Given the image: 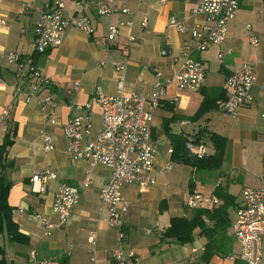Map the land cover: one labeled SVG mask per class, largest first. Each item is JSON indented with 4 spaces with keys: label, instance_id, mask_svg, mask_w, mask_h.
<instances>
[{
    "label": "crops",
    "instance_id": "1",
    "mask_svg": "<svg viewBox=\"0 0 264 264\" xmlns=\"http://www.w3.org/2000/svg\"><path fill=\"white\" fill-rule=\"evenodd\" d=\"M125 1L131 16H121L119 13L97 16L90 12L93 29L91 35L69 27L60 46L45 54H37L33 53L32 47L34 25L39 13L48 6L47 0H0V19L5 21V24H0V114L7 105L12 104L8 118L0 125V146L8 129L16 128L14 141L6 148L3 167L0 165V176L11 184L8 204L12 207V219L18 225L19 232L28 237V243L22 245L8 241L6 235L0 234V246L5 250L7 264H37L30 258L32 251L36 252L38 260L46 259V264H86L91 254V234H95L96 264H118L113 253L118 246L119 228L125 232V248L137 254L138 264H232L233 260H237V256L220 258L215 254L205 262L202 258L206 242L204 237L198 236L204 240L200 248H190L189 244H173L161 238L162 232L169 226L170 218L188 217L194 211L185 205L188 193L197 191L216 196V188L227 191V181L225 186L221 182L224 175L221 169L195 171L189 166L172 162L171 153L168 152L172 147L164 128L167 125L172 133L196 134L200 127H206L209 131L225 136L228 142L222 168L229 149L235 148L234 151L240 152L237 149L243 138L253 145V155L264 153V89L260 88L264 73L262 0L253 9V12H257L254 17L251 10H241L243 3L238 0V12L228 24L226 40L203 53H193V57L206 66L205 80L208 74L207 64L214 59L219 62L214 82L207 84L205 81L202 87L208 91L222 88L224 78L239 70L242 64L254 63L256 84L252 90L253 102L243 107L234 120L220 119L221 123L214 125V118L217 117L214 114L220 112L225 119L229 114L219 109L193 120L203 100L200 90L177 92L174 87H168L166 97L169 99L178 95V100L175 104L166 101L154 110L149 127L150 141L156 151L157 183L146 189L124 185L122 197L129 207L119 225L110 227L106 221L108 211L101 207L99 194L107 184L111 172L101 165L90 170L86 161L72 159L66 152L62 126L70 117L83 115L84 111L76 107L86 105L90 107L94 127L100 126L101 109L94 99L97 87L108 95L115 94L122 78L125 93L134 92L144 96L152 90L157 71L163 77H169V59L160 55L164 39L170 41L171 51L174 53L185 42L191 41L188 33L180 34L175 28L168 26L169 20L174 18L191 26V12L200 0ZM116 3L119 4V1L116 0ZM24 5L26 8L22 11ZM64 6V14L71 15L74 0H64ZM144 17L148 24L142 28L141 20ZM122 20H132V26L121 27L118 40L107 47L104 39L107 26L119 25ZM248 25L258 37V46H252L248 42ZM130 35L135 41L128 43ZM8 52H16L22 59L33 61L32 64L39 73L49 81V85L41 90L40 96L53 97L56 107L52 116L56 125H50L43 118L34 99L26 102L23 94L15 93L16 65L4 57ZM115 61L126 64L124 73L115 71L112 65ZM42 129H47L52 137L53 150L50 152L44 150L39 137ZM208 142L205 141V147ZM212 152L213 148L207 154ZM229 163L234 167H243V161L237 156L231 157ZM167 166L168 169L164 170ZM44 171L53 173L55 179L49 180L45 191L39 193L38 184L33 183L31 177ZM87 171L91 172V184L80 189L79 201L72 208L66 224L47 231L42 220L53 225L57 223L52 205L59 184L67 183L77 187ZM211 172L220 173L213 176ZM263 175L264 172L260 173L243 188L258 187ZM218 200L217 206L201 209L217 208L222 204L219 198ZM240 201L241 191L240 199L235 200L236 205ZM237 208H230L229 212L234 210L235 214ZM155 225L158 226L154 227ZM146 229L151 232L147 233ZM230 231L234 237L232 230Z\"/></svg>",
    "mask_w": 264,
    "mask_h": 264
},
{
    "label": "built area",
    "instance_id": "2",
    "mask_svg": "<svg viewBox=\"0 0 264 264\" xmlns=\"http://www.w3.org/2000/svg\"><path fill=\"white\" fill-rule=\"evenodd\" d=\"M118 1L119 4L116 0H74V11L66 16L64 0H47L48 6L39 13L35 21L33 53L45 54L60 46L69 27L91 35L93 29L90 23V12L97 16H112L118 13L121 16H131L126 1ZM166 1L161 0V2ZM25 8V5L22 6V11ZM238 8V0H200L191 12V26L188 27L171 18L168 26L175 28L180 34L188 33L191 41L185 42L174 53L171 51L170 41L164 39L160 55L169 59L171 71L169 77H163V74L157 71L152 90L144 96L134 92L125 93L122 78L115 94L108 95L97 87L94 99L101 109L100 126L94 127L89 105L77 106L76 108L83 110L84 114L70 117L63 124L67 154L72 159L86 161L90 170L101 165L111 172L107 184L99 194L101 207L108 211L106 221L110 227L118 226L128 210L129 204L122 197L124 185H135L140 189H146L157 183L156 151L149 137L153 111L166 101L170 104L177 102L178 95L169 99L166 97L168 87H174L177 92L198 91L203 87L207 69L201 60L193 57V53H203L210 47L222 44L227 37L228 24L235 18ZM261 9L264 14V0L261 1ZM0 24H5V21L0 19ZM147 24V18H142V28H145ZM125 26L130 28L132 20H122L119 25L107 26L104 35L107 47L115 44L120 37V28ZM247 28L249 44L258 46V37L251 31L249 25ZM127 41L134 42L135 38L130 35ZM4 57L16 65L15 93L23 94L26 102L34 99L43 118L50 125H56L57 122L52 116V111L56 107L53 97L40 96L43 87L49 85L46 77L39 73L28 58L22 59L16 52H8ZM262 64L264 68V53ZM112 65L117 73H124L126 69L124 62L115 61ZM255 84L256 65L242 64L239 70L224 78L222 89L226 92L227 98L218 102L219 109L233 117L237 116L243 107L253 102L252 90ZM260 88L264 89V73ZM11 108L12 104L7 105L0 114V125L8 118ZM262 117L264 120V115ZM39 137L44 150L52 151V137L47 129H42ZM186 148L197 158L206 155V147L203 144L188 141ZM165 169H168V166L164 167ZM90 173V171L86 172L83 181L77 187L67 183L59 184L52 205V210L57 216V223L53 225L42 220L47 231L66 224L72 208L79 201L80 189L87 188L91 184ZM52 179H55V175L49 171L35 173L31 177V181L38 184L39 193L45 191L46 183ZM184 202L191 210L215 207L219 204L218 198L213 194L204 195L197 191L188 193ZM156 226L158 225L154 227ZM231 230L239 245L237 259L245 264H264V175L258 187H244L241 190V201ZM146 232L149 233L151 230L146 229ZM124 238L125 232L119 228L118 246L113 253L114 259L118 264H138L137 254L125 248ZM89 243L91 254L86 264H96L95 234L90 235ZM30 258L37 264L47 263L46 259L38 260L35 251L30 252Z\"/></svg>",
    "mask_w": 264,
    "mask_h": 264
},
{
    "label": "trees",
    "instance_id": "3",
    "mask_svg": "<svg viewBox=\"0 0 264 264\" xmlns=\"http://www.w3.org/2000/svg\"><path fill=\"white\" fill-rule=\"evenodd\" d=\"M35 56L33 57L35 58ZM200 92L203 100L195 112L193 120L200 119L210 111L219 110L218 102L227 98L226 92L222 88L210 91L201 88ZM171 108L169 107V109ZM164 130L172 147V162L203 172L216 171L222 167L228 142L225 136L209 131L206 127H200L196 134L172 133L167 125ZM15 136V127L8 129L4 136L0 146V165L2 167L6 148L12 145ZM206 140L211 143L213 152L202 158L195 157L186 148L188 141L204 145ZM10 187L11 184L0 176V234L6 235L8 241L12 243L25 245L28 243V237L19 232L18 225L12 219V207L8 204ZM214 194L221 200L220 206L210 210L194 209L188 217L174 216L170 218L169 226L162 232L161 238L177 245L190 244L194 241L195 232V235L197 233V236L206 239L202 255L205 262H208L215 254L222 253L220 250L226 247L227 231L232 225L229 209L238 207V204L236 205L235 197L222 188H216ZM0 264H7L5 250L1 246Z\"/></svg>",
    "mask_w": 264,
    "mask_h": 264
},
{
    "label": "rangeland",
    "instance_id": "4",
    "mask_svg": "<svg viewBox=\"0 0 264 264\" xmlns=\"http://www.w3.org/2000/svg\"><path fill=\"white\" fill-rule=\"evenodd\" d=\"M260 0H242V7L241 10H246V11H250L253 13V17L254 15L257 13L256 11L253 12L254 7L258 6ZM208 67V71H207V79L205 80L207 84H209L210 82H214V78H216L217 76V69L219 68V62L218 60L214 59L211 62H209L207 64ZM264 69V68H263ZM261 82H263V77L261 78ZM217 115L216 119L214 118V125L220 124L221 121L220 119H224V120H234L235 117H232L230 115H227V119L223 118V114L219 112V114H214ZM232 118V119H231ZM241 145L240 147H238V151H240L239 153L234 151L235 148L233 149H229V152H227V156L225 158V163L223 165V168L221 167L220 171H222V179L221 182L223 184V186L226 185V181H227V187L226 190L229 191V193L231 195H233L235 197V200H239L240 199V191L243 188V186L247 185L250 183V181H253V179L258 176L260 173L262 174L264 172V153H258L256 155H253L252 151H253V145L249 142H247L246 139H242L241 141ZM210 151H212V147H211V143L208 142L207 146H206V154ZM240 157L241 160L243 161V167L242 168H238V167H234L233 164H230V158L231 157ZM174 170H176V168H174ZM173 170V171H174ZM220 172H211V175H216ZM226 173V174H225ZM236 212V211H235ZM230 216L231 219H233L235 217L234 214V210H230ZM231 229H229L228 234L227 235V239H226V247L223 248L222 250H220L222 253L217 254L219 257L221 256L222 258L224 256H231V257H235L237 256V254L239 253V245L237 244L235 238L231 235ZM198 238L197 233L195 235L194 232V241L192 243L189 244V247L193 248V247H197L200 248V244L204 241L202 238ZM197 251V250H196ZM198 252V251H197ZM226 254V255H225ZM220 257V258H221ZM224 263V262H222ZM225 264H230L229 262L225 263ZM232 264H245L243 261L241 260H233Z\"/></svg>",
    "mask_w": 264,
    "mask_h": 264
}]
</instances>
